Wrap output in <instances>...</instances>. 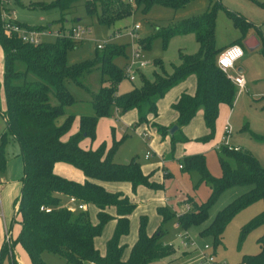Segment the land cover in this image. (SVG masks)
<instances>
[{"label": "trees", "instance_id": "obj_1", "mask_svg": "<svg viewBox=\"0 0 264 264\" xmlns=\"http://www.w3.org/2000/svg\"><path fill=\"white\" fill-rule=\"evenodd\" d=\"M78 1H38L29 6L59 9L63 22ZM191 1L134 0L136 7H142L144 13H148L156 4L179 9ZM85 5L89 15H95L99 23L108 26L135 11L132 0H86ZM220 8H224L232 17L234 27L239 32V38L231 44L242 45L253 24L217 2L205 13L161 30L157 28L147 39L139 41L140 48L149 49L153 40L161 37L167 47L171 39L177 36L194 34L199 48L195 53L180 50V62L171 64V73L166 70L162 59L156 60L161 71H155L153 79L139 72L142 84L125 92H119V85L126 79L125 69L115 63L118 56L125 55V45L109 43L102 49L97 47L95 59L71 65L67 60L68 53L82 42L72 38V26L67 31L62 27L64 36L54 41L30 44L16 35L8 34L0 20V45L5 55L3 84L7 105L6 124L8 132L19 142L24 163L23 187L16 213L18 219L15 218L13 222V225H20V230L17 238H12V244L13 247L21 245L32 264H47L42 256L45 251L58 254L74 264H152L175 254L174 247L162 241L164 224L177 219L179 226L186 230L202 225L208 219L210 207L226 189L235 185H251L248 191L220 210L213 221L200 231L202 236H211L215 246L223 242L224 231L238 211L257 200H262L264 204V165L249 150H231L221 145L217 149L221 176L211 173L203 153L186 155L181 159L182 169L199 174V179L193 184L194 189L204 182L211 187L208 200L178 216L168 206L158 207L162 222L152 234L147 230L148 217L141 216L138 238L125 258L127 245L122 244V237L130 233V216L137 204L123 192L109 191L102 183L129 182L134 192L140 186L162 189L164 185L152 180L151 173L144 172L137 157L128 163L116 162V140L111 146L102 142L96 149L82 146L86 138L94 141L100 119L113 116V108L122 116L136 110L138 120L135 125L149 124L151 116H159L158 102L190 76L196 77L194 93L184 91L172 104L177 113L174 125L178 126V130L171 135L170 128L174 125L151 124L161 136L170 138L171 150L174 151L178 143L190 140L183 128L202 110L208 132L198 139L211 141L216 135L220 105H233L236 95L234 81L217 63L219 54L228 47L217 44L216 26ZM22 25L33 29L49 27ZM18 62L25 63L26 69L19 70ZM98 69L102 73V84L95 92L82 78ZM68 80L91 92L94 113L81 115L78 131L64 139L76 119L74 114L66 112V107L77 101L67 85ZM252 136L264 141V134ZM6 141V132L0 130V173L7 166ZM58 162L80 169L86 177L85 181L78 182L57 174L54 167ZM71 196L85 202L86 209L72 211L65 207ZM188 199L192 200L191 197ZM92 205L98 209V222H93L91 218L89 208ZM42 206L51 207V211L41 210ZM112 209L114 214L111 213ZM113 219L116 220L115 229L107 241L106 252L102 253L96 246V239ZM259 226L263 228L256 240L260 246L259 252L244 254L239 264H264V206L260 213L241 227L238 244L240 246L244 236ZM5 258H9L11 264H19L15 254L10 253L6 241L0 251V264Z\"/></svg>", "mask_w": 264, "mask_h": 264}, {"label": "rangeland", "instance_id": "obj_2", "mask_svg": "<svg viewBox=\"0 0 264 264\" xmlns=\"http://www.w3.org/2000/svg\"><path fill=\"white\" fill-rule=\"evenodd\" d=\"M38 1L50 0L13 1L11 6L13 9H15L14 17L20 22L29 25L49 26V24H51L52 26L49 27L52 30H61V28L64 27L65 31H67V29H69V27H71L73 24H79L89 28V32L84 36L79 46L69 51L67 56L69 64L74 65L95 59L98 44H104V46L109 43L122 44L126 46V53L125 55L118 56L115 59V63L121 68L125 69L127 64L132 60L133 51L140 50L143 52L145 59L147 60V65L143 68V70L150 79L154 78L155 71H161V66L156 62V60L162 59L166 70L171 73V64L180 62V50L186 53H195L198 51L199 45L194 34L177 36L171 39L167 47L164 46V41L161 37L155 38L152 42L151 48L149 49L142 47L140 48L139 41L147 39L157 28L161 30L163 27L172 26L176 23L187 20L190 17L199 16L208 11L212 5L219 2L225 8L241 15L247 21L253 24L251 30L255 36L261 40L262 44L256 50V54L252 57L249 55V52L245 50L244 59L238 64L242 65L244 68V74L248 73L249 82L247 84L264 85V0H192L189 4H187V6L179 9L156 4L148 13H144L142 7L137 8L136 3L134 0H132V5L135 9L133 14L116 21L112 26L101 24L95 15H89L86 10V0H79L76 2L74 7L68 12L66 21L63 22L60 20L61 11L59 9L46 10L29 6L30 4ZM136 24H139L140 28L135 32L134 36L132 32ZM238 35L239 32L234 27V21L232 17L226 13L224 8H220L218 11L216 26L218 46H229L231 43H233L235 37ZM56 39L57 38L52 35H47L44 37V41L48 42L54 41ZM241 46L244 47V44L242 43ZM4 58V50L0 45V107L2 110L6 111V94L3 84ZM238 64L236 62L235 67H237ZM17 68L19 70H25L26 65L23 62H18ZM227 75L235 76L236 68L230 69ZM82 80L91 91L96 92L99 90L102 84V73L99 69L95 70L84 75ZM141 84L142 80L139 76H137L136 80L134 81L126 78L119 85V92L131 90L135 85L140 86ZM67 85L74 94L77 101L73 105L66 107L67 114H74L76 119L70 132L64 136V139H68L71 134H74L78 131L79 118L81 115L87 114L88 112L94 113L91 92L85 87L77 85L72 80H68ZM251 94L252 90L250 89L249 92L246 91L242 95H235L236 98H234L235 101L232 107L235 111L234 116H232V120L230 121L233 128L232 131L234 135H237L241 138H246V140L248 139L249 135L247 131H241L238 133L234 128V122L239 124L240 120H242L240 125L242 126L243 124H247L248 129L252 131L250 133L253 140L252 142L264 144V141H258L252 136V134H264V100H259L254 96L252 97ZM54 102H56L55 98ZM236 102H238V104L235 106ZM112 111L113 116L103 117L100 119L94 141L86 138L82 141V145L96 149L102 142H107V144L111 146L113 145L114 140H116L118 142V148L114 157L116 162L128 163L133 157H137V159L142 164H147L158 160V152L157 154L152 155L150 160H147L144 157L147 151H150L151 153L150 149L152 141L156 139V132H151L149 138H145L143 137V132H145V130L140 132L137 130V127L134 123L131 125L128 124L127 127L126 123L131 121V116H127L125 119H122V115H119L116 108H113ZM219 119L220 116L218 121ZM122 127L127 128L128 135L126 133L124 134ZM113 128L115 129V132H113ZM0 130L2 133L6 132L7 134V141L5 145L7 166L6 170L0 173V178L3 176L7 182H3L4 184H1L0 186V207L1 205L4 207L6 216L8 217L14 212L15 203L17 202V199L21 193L22 179L24 176V163L19 142L13 138V135L10 132H8L6 122L4 121V118L1 114ZM193 131H195L194 133H197L198 131L195 130V125L193 127ZM124 135L126 136L123 138ZM204 145L208 144H204L203 142L195 140L189 141L187 143H178L177 154L180 156L187 154L186 151L184 152L183 147H185L187 152L190 153L192 150L200 149ZM166 158L171 161L174 160L170 155L168 156V154ZM209 161L212 165V169L217 168V172L221 173L219 162L216 158H214L213 155L209 158ZM61 164H65L68 168H70V171L68 172L69 174H65L66 177L77 180L82 179L83 173L78 168L64 162ZM175 164L176 168L179 170L178 165L180 164V161L178 159L175 160ZM261 164L264 165V162L262 161ZM182 172L185 173L187 171L182 170ZM189 174L191 175L192 182L194 184V182L199 179V174L197 172ZM221 175L222 174L216 176ZM175 182L176 181L174 180L173 184H175ZM175 187L178 189L177 185H175ZM181 187H183V189L185 188L184 186ZM250 187L251 185H235L223 191L218 197L217 201L210 207L207 221L200 226H193L188 229L191 235L198 240L200 245H204L205 243L212 245V252L216 257L217 264H239L244 254H256L260 250V246L256 240L263 232L262 226L256 227L248 232L242 239L240 246L238 244V240L241 227L252 217L262 211L264 206L262 200L255 201L234 215L233 219L229 222L224 231L223 242L218 246H215L211 236H202L200 234V231L213 221L216 214L220 210L234 201V199H236L239 195L248 191ZM196 189L200 190L197 192V195H195V198L201 200V202H195L193 197H191L192 200L185 198L186 200L184 201V207L182 209L179 210L171 208L174 212H176L177 216L182 212L195 209L197 204L207 201L212 192L211 187L205 182L200 184ZM181 196L182 195H177L176 191H171L169 203L172 205L175 203L177 206L180 204ZM2 219L3 224L0 223V251L6 240L5 220L7 221L8 228L11 231L13 240L17 238L20 230V225L18 223L14 224L13 227L11 226L12 217ZM16 219H18V217H16ZM178 224L179 223L177 222V219H171L170 221L166 222L163 227L165 234L162 237V241L168 245H171L169 242H173L174 244L171 246H173L175 249V254L165 259L166 264H170L171 261L177 258H185L183 256L187 255L183 249L178 248L180 241L178 238H176L177 232L180 230V226ZM134 227L136 228V222ZM110 232L111 229L107 227L103 234L98 237L97 244L100 248H103L104 240H106V238L110 235ZM132 234L133 231L130 233L131 237L128 238L129 241H132L133 239ZM13 254H15L17 260L18 258L21 260H18L19 264H32L28 254L21 245L17 244L14 247ZM42 256L47 264H74L68 262L64 257L48 251H45ZM2 264H11L10 259L5 258ZM85 264L92 263L87 262Z\"/></svg>", "mask_w": 264, "mask_h": 264}, {"label": "crops", "instance_id": "obj_3", "mask_svg": "<svg viewBox=\"0 0 264 264\" xmlns=\"http://www.w3.org/2000/svg\"><path fill=\"white\" fill-rule=\"evenodd\" d=\"M49 26H52V25L49 24ZM238 38H239V35L236 36L234 40H236ZM256 40H257V42H256ZM244 41H247V44L250 47V48H247L244 45V47H243L244 55H245V50H246L249 52V55L251 57L256 54V52H257L256 50L262 44L261 40L255 36V34L252 32V30H250V32L248 33L246 38L243 39V42ZM244 55L242 56V58H240L237 61V64L240 63L244 59ZM235 65H236V63H235ZM234 68H236V75L242 74L244 77V80H245V85L243 88L236 87V95L237 96L242 95L244 92H246V91L249 92V90L251 89L252 90V94H251L252 97L254 96L259 100H261V99L264 100V85L247 84L249 82L248 73L244 74V68L242 67V65L238 64L237 67L234 66ZM139 72H143L146 75L143 68L141 70L139 69ZM229 76L234 77L233 75H229ZM254 81H256V80H254ZM195 89H196V77L190 76L189 78H187L182 83L173 87L158 102V106H159V116L158 117H152L151 116L149 124L143 123L140 125H135L137 127V130H139L140 132L145 130V132H143V137H145V138H149L151 132H156L155 133L156 139H154L152 141V145H151V149H150L151 153H150V151H147L145 153L144 157H145V159L150 160L152 155H155L158 152V156H159L158 160L159 161L155 160V161H152V162L147 163V164H142V163L141 164H142L144 172L145 173H151L152 174V180L159 182V183H162L164 185V187L162 189H151V188H148L145 186H140L134 192L132 189V185L129 182H103L102 183V185L106 189H108L109 191L123 192L124 194L128 195L131 198V200L137 204L135 211L130 216V233H131V231H133V234H132L133 239H132V241L128 240V238L131 237L130 233L128 235L122 237V244L127 245V249L125 252V258L128 257L131 246L135 243V241L138 238V231H139L141 216L146 215L148 217L147 230L150 234H152L153 232H155L157 230V228L160 226V224L162 222V216L157 211L158 207L168 206L172 209H179L180 210L184 207V201L186 200L185 198H188V197H193L195 202H198V203L201 202V200L195 198V195H197V192L200 189L195 190L193 188V182H192L191 175L188 172H185V173L182 172L183 169L180 167V165L182 164L181 159L184 156L191 155V154L203 153L206 156L207 165H208L209 170L213 174H215V176L222 174V167H221L220 162H219L216 146L222 141L223 136L225 135V130L223 133L224 123L226 122L225 125L228 123L231 125L230 121L232 120L231 118H232V116H234V111H235L232 108L234 104L231 106L229 104H226V103H223L220 105V111H219L220 119L218 121V118H219V116H218L217 121H216V135L211 141H208L211 143L203 142V141H200L198 139V138L204 136L208 132V130H207V127H206L204 119H203V112L199 111L197 113V115L194 117V119L188 125H186L183 128L184 133L186 134V136H188L190 138L189 141H193V140L200 141V142H203L204 144H208V145H204L200 149H194L190 153H188L187 149L185 147H183L184 152L186 151V153H187L184 156H180L179 154H177V146H176L175 150L172 151L170 138L168 136L165 138L163 136H161L160 133L157 132V130L151 124V122H156V123L164 125V126H173L177 121V113H176V111L173 110L172 104L177 100V98L184 91H187L189 93H194ZM235 98H236V96H235ZM234 101H235V99H234ZM237 104H238V102H236L235 106ZM0 114L4 118V121L6 122L5 110H2L1 107H0ZM127 116L132 117L131 121L129 123H126L127 127H128V124H130V125L133 123L135 124L138 120V112L136 110L128 112L127 114L121 116V118L125 119ZM240 122H242V120H240ZM240 122H239V124L234 122L235 130L238 133H240L241 131H247L249 137L246 140V138H241V137H238L237 135H234L233 131H231L230 142L232 144H234L235 146L237 145L240 149L249 150L256 158H258L260 163H262V161L264 162V144L259 143V142H252L253 140H252V137L250 134L252 131H250L248 129L247 124H243L241 126ZM194 125H195V130H198L197 133H194L195 131H193ZM225 125H224V128H225ZM6 126H7V124H6ZM142 126H144V127H142ZM122 130L124 131V134L126 133L128 135L127 128L122 127ZM232 130H233V128H232ZM189 141H186L183 143H187ZM84 147L89 148L87 146H84ZM148 152L150 153V156L146 157V154H148ZM167 154H168V156L170 155L174 160L171 161L168 158H166ZM212 155L214 156V158H216L218 160L221 173L217 172V168L212 169V165L209 161V158ZM176 159H178L180 161V164L178 165L179 170L176 168V164H175ZM61 163L62 162L56 163V165L54 167V171L57 174L66 177L65 174H69L68 172L70 171V168H68L65 164H61ZM66 178H68V177H66ZM1 179L4 181V183L7 182V180L3 176L1 177ZM68 179H72V180H75L78 182H84L86 177L83 173L81 180H77V179H73V178H68ZM174 180L176 181L175 184H173ZM175 185L178 186V189L175 187ZM181 186H184L185 188L183 189V187H181ZM22 187H23V181H22ZM21 191H22V189H21ZM171 191H176L177 195H182L180 197L181 198L180 204H178L177 206L175 205V203H173V205L169 203ZM20 196H21V193L17 199V202L15 203L14 212L10 215L12 217V219H11V223H12L11 226L12 227H13V222L16 218V213H17V209H18V202H19ZM1 208L4 211V218H11L10 216H8V217L6 216L5 209L2 205H1ZM89 210H90L91 218H92L93 222H98V218H97L98 209H97V207L92 205V206H90ZM111 213L114 214L115 211L112 209ZM2 218L3 217H0V223L3 224ZM152 219H153V221H152ZM135 222H136V228L134 227ZM6 223H7V221L5 220V224ZM115 225H116L115 219L109 221L106 224L105 229H107V227H109V229H111V232H110V235L106 238V240H104L103 248H100L98 246V244H97L98 238L96 239V246L98 249H100V251L102 253L106 252V244L114 232ZM180 229H182V228L180 227ZM165 259L153 262L152 264H166ZM18 260H19V258H18ZM19 261H21V260H19Z\"/></svg>", "mask_w": 264, "mask_h": 264}, {"label": "built area", "instance_id": "obj_4", "mask_svg": "<svg viewBox=\"0 0 264 264\" xmlns=\"http://www.w3.org/2000/svg\"><path fill=\"white\" fill-rule=\"evenodd\" d=\"M15 0H0V20L4 23L5 30L10 35H16L20 37L23 41L28 42L30 44H39L44 41V37L47 35H52L56 38L64 36V31L61 30H52L49 28L44 29H33L26 27L20 23L15 17V9L12 8L11 3ZM140 25L136 24L132 34L135 36V32L139 30ZM89 32V28L86 26H82L79 24H73L71 27V35L72 38L76 41H82L84 36ZM99 49L104 48V44H98L97 46ZM238 48L241 51V55H239L236 59H232L230 53L234 54V50ZM244 55V49L241 45L235 43L231 44L228 47H226L218 56L217 63L219 67L224 70L225 72H229L230 69H233L235 66V63L242 58ZM224 59L231 60L230 65H224L220 63ZM147 65V60L145 59V56L143 52L140 50H134L132 53V60L127 64L125 67V75L126 78H128L131 81L136 80L139 69L141 70ZM230 78L234 81V84L238 88H243L245 85V80L242 74H237L234 77ZM225 135L223 136L222 141L216 146L218 149L221 145H226L229 149L239 150L240 148L238 146H234L230 142V135L232 131L231 125L228 123L225 125ZM150 153L146 154V157H149ZM182 168V164L180 165ZM3 180L0 178V186L3 184ZM65 207L72 211L76 210H84L86 209L87 205L85 202L77 199L74 196H71L68 198L67 202L64 204ZM18 210V209H17ZM41 210L50 212L51 207L42 206ZM0 217L4 218V211L0 207ZM6 243H8V246L10 248V253H14V247L12 242V235L11 231L8 228V224L6 223ZM179 225V224H178ZM179 241L178 248L183 249L186 252V256H183L185 258H177L170 262V264H217L216 257L214 253L212 252L213 247L209 243H205L204 245H200L198 240L194 238L189 230L186 229H180L177 232V237ZM171 245H173V242H169ZM177 249V248H176ZM93 264V263H92Z\"/></svg>", "mask_w": 264, "mask_h": 264}, {"label": "clouds", "instance_id": "obj_5", "mask_svg": "<svg viewBox=\"0 0 264 264\" xmlns=\"http://www.w3.org/2000/svg\"><path fill=\"white\" fill-rule=\"evenodd\" d=\"M242 53H241V51H240V49H238V48H236L235 50H234V54H232V53H230V55H231V57H232V59L234 60V59H236L239 55H241ZM220 63H222V64H224V65H230L231 64V60H229V59H224V60H222Z\"/></svg>", "mask_w": 264, "mask_h": 264}, {"label": "water", "instance_id": "obj_6", "mask_svg": "<svg viewBox=\"0 0 264 264\" xmlns=\"http://www.w3.org/2000/svg\"><path fill=\"white\" fill-rule=\"evenodd\" d=\"M257 42V40H256ZM243 44L247 47V48H250L247 44V41H244ZM178 130V126L177 125H174L172 128H170V134L173 135L175 133V131Z\"/></svg>", "mask_w": 264, "mask_h": 264}]
</instances>
